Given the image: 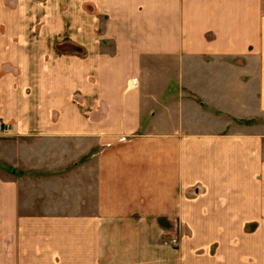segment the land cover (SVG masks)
I'll use <instances>...</instances> for the list:
<instances>
[{"label": "crops", "instance_id": "obj_1", "mask_svg": "<svg viewBox=\"0 0 264 264\" xmlns=\"http://www.w3.org/2000/svg\"><path fill=\"white\" fill-rule=\"evenodd\" d=\"M83 3L106 31H61ZM27 5L0 0V264H264V0Z\"/></svg>", "mask_w": 264, "mask_h": 264}, {"label": "rangeland", "instance_id": "obj_2", "mask_svg": "<svg viewBox=\"0 0 264 264\" xmlns=\"http://www.w3.org/2000/svg\"><path fill=\"white\" fill-rule=\"evenodd\" d=\"M26 2L28 3L27 5V10H28V16H30L29 18H33L34 20H30L29 24L30 25V30H32V32H39L42 31L40 30L41 27L43 26L40 22L43 21L44 22V28L45 29H52V23H50L52 21V17L53 15L59 14L57 7V2L58 0H4L5 5L8 7L7 9L12 10V12L15 11L16 8H18L22 2ZM66 2V1H65ZM42 6L41 7V11L37 12V9H35L36 5ZM75 8H73L72 10H74ZM77 9V16H74L73 14L70 13V16L68 15L69 13L63 14V20H61V24L60 27H63V29L61 31H76L78 34H84L86 32H104L107 30V23L106 20L108 19L107 16H100V15H96L95 12V8L92 7V5H84V3L82 5H79ZM71 10V9H69ZM66 11V12H69ZM37 12V13H36ZM43 17L41 20H39V22H36L37 18H41ZM75 18L76 19V24L74 25L73 22H75ZM86 19H87V23H86ZM72 22V23H71ZM73 26L72 29H70L69 27ZM74 26H76V28H74ZM65 28V29H64ZM57 47L61 50V51H75L77 52V54L83 55L85 54V49L84 46L80 45V44H73V42L71 41H66L63 43H60L57 45Z\"/></svg>", "mask_w": 264, "mask_h": 264}, {"label": "built area", "instance_id": "obj_3", "mask_svg": "<svg viewBox=\"0 0 264 264\" xmlns=\"http://www.w3.org/2000/svg\"><path fill=\"white\" fill-rule=\"evenodd\" d=\"M7 130H8V126H4L2 123H0V133L7 131ZM178 243H179L178 236L164 239V244L166 245H177Z\"/></svg>", "mask_w": 264, "mask_h": 264}]
</instances>
